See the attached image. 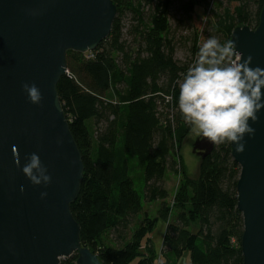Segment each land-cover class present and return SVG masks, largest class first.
Here are the masks:
<instances>
[{
    "label": "trees",
    "instance_id": "16d2710c",
    "mask_svg": "<svg viewBox=\"0 0 264 264\" xmlns=\"http://www.w3.org/2000/svg\"><path fill=\"white\" fill-rule=\"evenodd\" d=\"M113 2L118 14L111 35L92 60L68 52L70 76L62 77L57 87L85 168L80 195L72 205L82 244L102 264H130L134 259L156 264L157 257L162 264H176L186 251L192 264H243L244 223L237 208L240 167L232 159L230 142L217 144L200 160L194 180L175 157L191 133L178 97L179 85L202 46L199 32L192 39L191 59L183 64L176 59V31L171 28L173 0ZM213 2H184V19L177 23L187 25L197 5L206 9ZM226 2L228 6L208 21L207 37L223 43L239 27L258 28L264 0ZM126 13L136 24L129 29L132 43L123 40ZM71 54L78 59L70 61ZM167 172L183 174L189 202L180 199L178 190L169 205ZM157 202L158 215L152 218L144 209ZM160 221L167 227L157 255L149 235ZM197 224L199 230L193 232L191 226ZM77 259L74 255L61 264H76Z\"/></svg>",
    "mask_w": 264,
    "mask_h": 264
},
{
    "label": "water",
    "instance_id": "95a60500",
    "mask_svg": "<svg viewBox=\"0 0 264 264\" xmlns=\"http://www.w3.org/2000/svg\"><path fill=\"white\" fill-rule=\"evenodd\" d=\"M117 14L113 0H0V264H61L74 255L76 264H102L83 246L72 213L85 168L57 87L68 70V52H95L111 35ZM230 40L242 61L251 56V67L264 68V7L257 29L239 27ZM26 83L40 89V104L29 101ZM258 116L249 121L256 131L245 136L243 153L230 142L240 167L243 264H264V110ZM215 146L201 136L193 152L204 160ZM33 153L50 184L34 185L23 173Z\"/></svg>",
    "mask_w": 264,
    "mask_h": 264
},
{
    "label": "clouds",
    "instance_id": "9594fccd",
    "mask_svg": "<svg viewBox=\"0 0 264 264\" xmlns=\"http://www.w3.org/2000/svg\"><path fill=\"white\" fill-rule=\"evenodd\" d=\"M253 58L241 60L232 40L220 42L208 38L197 53L179 85L178 108L183 120L197 137L206 138L213 145L233 142L236 151H245V136H254L253 123L264 110V68L251 67ZM24 91L33 104H40L43 96L35 84H24ZM16 164L20 167L19 152L13 147ZM34 185H48L51 176L40 156L31 154L22 167ZM21 187V191H23ZM47 193H41V198Z\"/></svg>",
    "mask_w": 264,
    "mask_h": 264
},
{
    "label": "rangeland",
    "instance_id": "374dc122",
    "mask_svg": "<svg viewBox=\"0 0 264 264\" xmlns=\"http://www.w3.org/2000/svg\"><path fill=\"white\" fill-rule=\"evenodd\" d=\"M189 0H173V13L171 17V28L172 30L176 31L175 33V43H176V59L180 61L181 63H186L191 59L190 55V48L192 47V39L194 38L195 33L197 31L200 35V44L202 45L209 37L208 34L211 33V28L208 27V21L210 19H213L216 14L222 12L227 6L226 0H213V5H211L209 8H204L201 5H197L195 9V13L192 15L190 22L187 23L185 26H179L177 23L180 20L184 19V15L181 11L182 4L184 2H188ZM218 3H221L222 5H218ZM145 4V2L143 3ZM237 5H232V8L236 7ZM147 7L145 11L147 12ZM123 40L127 41L128 43L134 42V37H132L129 34V29L132 25H136L133 23L132 15L130 13H126L123 21ZM84 59H86L84 54H81ZM78 59V56L75 54L70 55V61H75ZM200 137L195 136L192 132L185 140L181 150L177 153H175V157L177 160L181 161V163L184 165V170L186 171V174L188 175L190 179H196L198 178L199 174V165H200V158L194 154L193 152V146L195 142ZM183 175V174H182ZM182 175H175L170 172H167L165 175V182L167 183V189L169 190L170 198H169V205L173 204L174 197L178 190H181L182 195L180 199L184 201L191 200V194L190 190L185 187V179ZM180 187H182L180 189ZM190 206V205H188ZM160 205H146L144 212H148L150 216L156 217L157 211H159ZM163 224V221H160L157 224L156 229L154 230L155 236L158 234L160 225ZM197 226H191V230L193 232H197L198 229ZM132 232V231H130ZM162 241L160 240V237L157 238V240H154L153 247L156 249L157 255H160V245ZM146 248L143 247V251H145ZM157 261L159 260V257L156 258ZM139 260L134 259L130 264H138ZM176 264H192L191 261V254L189 251L184 252L182 257L176 262Z\"/></svg>",
    "mask_w": 264,
    "mask_h": 264
},
{
    "label": "crops",
    "instance_id": "0c3cea01",
    "mask_svg": "<svg viewBox=\"0 0 264 264\" xmlns=\"http://www.w3.org/2000/svg\"><path fill=\"white\" fill-rule=\"evenodd\" d=\"M89 125L92 127V122L89 123ZM165 188L166 190L169 192V190L167 189V183L165 182ZM161 205L160 202H157V203H154V204H151V205ZM148 206V204H147ZM146 207V206H145ZM160 208V207H159ZM159 210V209H158ZM157 215H158V211H157ZM166 227H167V223L164 222V225L161 224L160 225V228H159V231H158V234L155 236V232L153 231V233H151L149 235V238L151 239V241L154 243V240H157V238L160 237V240L162 241L161 245H160V253L162 251V244H163V238H164V234H165V231H166ZM156 229V228H155Z\"/></svg>",
    "mask_w": 264,
    "mask_h": 264
},
{
    "label": "built area",
    "instance_id": "2783aa9c",
    "mask_svg": "<svg viewBox=\"0 0 264 264\" xmlns=\"http://www.w3.org/2000/svg\"><path fill=\"white\" fill-rule=\"evenodd\" d=\"M85 55V57H86V60H92V59H94V54H93V52H88V53H86V54H84ZM66 75L67 76H70V73H69V71L67 70V72H66ZM169 100L171 99V98H168ZM156 264H162V262H161V258H159V260L158 261H156Z\"/></svg>",
    "mask_w": 264,
    "mask_h": 264
}]
</instances>
